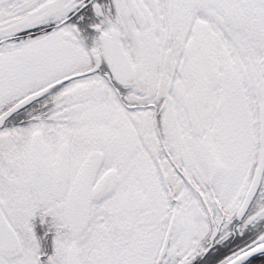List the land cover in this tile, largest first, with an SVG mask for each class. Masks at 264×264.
Returning <instances> with one entry per match:
<instances>
[{
  "label": "snow or ice",
  "instance_id": "snow-or-ice-1",
  "mask_svg": "<svg viewBox=\"0 0 264 264\" xmlns=\"http://www.w3.org/2000/svg\"><path fill=\"white\" fill-rule=\"evenodd\" d=\"M0 264H264V0H0Z\"/></svg>",
  "mask_w": 264,
  "mask_h": 264
}]
</instances>
